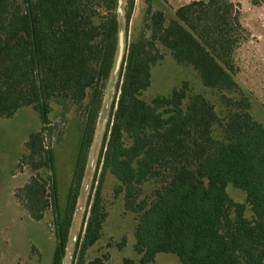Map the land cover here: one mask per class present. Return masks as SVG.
<instances>
[{
  "label": "trees",
  "instance_id": "trees-1",
  "mask_svg": "<svg viewBox=\"0 0 264 264\" xmlns=\"http://www.w3.org/2000/svg\"><path fill=\"white\" fill-rule=\"evenodd\" d=\"M236 6L192 0L168 17L148 3L139 37L124 45L102 173L74 244V264H109L108 254L83 261L107 217L100 184L106 171L119 182L115 193L123 192L124 208L135 214L141 264L159 252L176 254V264H264V126L235 79L233 53L244 32ZM132 7L130 0L126 22ZM119 31L118 0H0V117L29 106L41 124L24 142L16 168L28 167L30 176L13 196L33 220L51 212V264L66 256ZM159 45L220 94L223 117L203 94L188 93L185 81L168 96L142 97L151 66L163 57ZM51 102L60 106L62 121L74 109L79 132L63 206L48 141L57 125L48 118ZM146 183L152 192L141 197ZM229 184L245 192L252 219L229 197Z\"/></svg>",
  "mask_w": 264,
  "mask_h": 264
},
{
  "label": "rangeland",
  "instance_id": "rangeland-1",
  "mask_svg": "<svg viewBox=\"0 0 264 264\" xmlns=\"http://www.w3.org/2000/svg\"><path fill=\"white\" fill-rule=\"evenodd\" d=\"M131 1L133 7L129 22H126L124 13L130 0H122L121 12H118L124 45L139 37L148 3L152 9L161 10L166 16L172 17L177 7L192 0ZM231 1L239 9L240 22L244 27L240 43L233 53L235 79L250 96L253 117L264 126V0ZM159 49L163 57L151 66L150 86L143 91L142 97L150 102L156 96H168L185 81L189 88L188 93L203 94L214 105L218 115L223 117L226 109L220 102V94L215 89L204 86L198 73L191 66L176 63L168 49L161 45ZM120 80L118 70L116 72L113 70L104 89L63 264L75 263L72 256L74 244L83 233L85 220L102 173L101 153L115 109ZM48 118L52 125L57 124L48 141L55 154L59 203L63 206L79 132L74 109L69 110L62 121L60 106L51 102ZM40 125L37 111L29 106L18 109L11 117H0V264H51L55 244L51 212L48 210L39 221L33 220L13 196V191L30 176L28 167L16 168L20 156L25 152L24 142L28 134L39 129ZM100 184L102 204L107 217L103 222L100 238L87 249L83 261L88 262L94 257L108 254L109 264H123L124 259H131L133 264H141V255L134 248L135 214L124 208L123 192L115 193L119 182L106 171ZM152 189L153 184L146 183L141 197L150 195ZM226 191L233 201L244 204V216L252 219L253 213L246 203L245 192L230 184ZM179 262L176 254L159 252L151 262L145 264Z\"/></svg>",
  "mask_w": 264,
  "mask_h": 264
},
{
  "label": "water",
  "instance_id": "water-1",
  "mask_svg": "<svg viewBox=\"0 0 264 264\" xmlns=\"http://www.w3.org/2000/svg\"><path fill=\"white\" fill-rule=\"evenodd\" d=\"M121 2L122 0H118V12H121ZM123 48H124L123 32L120 30L118 33V54L116 58L114 72H116L119 69L120 62H121L122 55H123Z\"/></svg>",
  "mask_w": 264,
  "mask_h": 264
}]
</instances>
